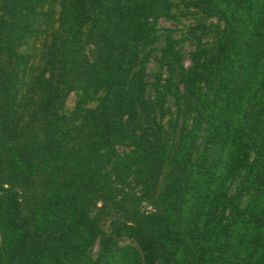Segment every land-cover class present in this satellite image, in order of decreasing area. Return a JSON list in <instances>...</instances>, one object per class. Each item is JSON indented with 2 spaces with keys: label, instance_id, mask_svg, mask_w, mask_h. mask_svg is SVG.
Instances as JSON below:
<instances>
[{
  "label": "trees",
  "instance_id": "16d2710c",
  "mask_svg": "<svg viewBox=\"0 0 264 264\" xmlns=\"http://www.w3.org/2000/svg\"><path fill=\"white\" fill-rule=\"evenodd\" d=\"M0 264H264V0H0Z\"/></svg>",
  "mask_w": 264,
  "mask_h": 264
},
{
  "label": "rangeland",
  "instance_id": "374dc122",
  "mask_svg": "<svg viewBox=\"0 0 264 264\" xmlns=\"http://www.w3.org/2000/svg\"><path fill=\"white\" fill-rule=\"evenodd\" d=\"M68 101H69V99H68Z\"/></svg>",
  "mask_w": 264,
  "mask_h": 264
}]
</instances>
